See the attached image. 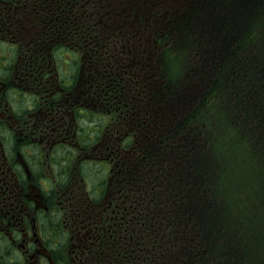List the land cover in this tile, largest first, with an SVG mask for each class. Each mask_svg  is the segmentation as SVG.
<instances>
[{
  "label": "flooded vegetation",
  "instance_id": "af4514ba",
  "mask_svg": "<svg viewBox=\"0 0 264 264\" xmlns=\"http://www.w3.org/2000/svg\"><path fill=\"white\" fill-rule=\"evenodd\" d=\"M88 1L92 21L114 12L100 20V47L73 28L83 0H0V264H142L136 177L157 126L143 120L167 97L110 62L122 49L141 62L146 48L138 30L106 23L122 17L111 0ZM129 131L140 138L130 147Z\"/></svg>",
  "mask_w": 264,
  "mask_h": 264
},
{
  "label": "trees",
  "instance_id": "16d2710c",
  "mask_svg": "<svg viewBox=\"0 0 264 264\" xmlns=\"http://www.w3.org/2000/svg\"><path fill=\"white\" fill-rule=\"evenodd\" d=\"M157 1L161 11L186 21L140 18L142 46L154 52L137 57L142 77L154 78L159 99L173 97L151 112L157 126L143 148L149 165L136 177L141 195L134 205L142 219L131 247L142 264H264V198L252 211L235 192L236 182L264 191V0H178L173 8ZM89 3L83 0L73 27L100 47V20L114 12H96L92 21ZM172 31L182 35L184 49L174 46ZM167 114L171 131L162 125ZM218 130L234 152L225 140L218 143ZM235 155L248 170L233 179ZM222 166L232 170L231 179L218 176Z\"/></svg>",
  "mask_w": 264,
  "mask_h": 264
},
{
  "label": "rangeland",
  "instance_id": "374dc122",
  "mask_svg": "<svg viewBox=\"0 0 264 264\" xmlns=\"http://www.w3.org/2000/svg\"><path fill=\"white\" fill-rule=\"evenodd\" d=\"M180 47L184 49V44H182ZM178 99L179 98H177V100ZM216 99H217V95L212 94L210 96V104L215 103ZM184 109H186V106L182 109H177V110L183 111ZM212 112L215 113V110H212ZM214 134L218 143L222 142V140H225L226 142L229 143L228 139L222 135L220 130L214 131ZM230 152H234V148L229 143V153ZM232 168H233V179L236 173H244L245 171L248 170V167L244 164L243 159L241 157H237L236 155L233 161ZM218 176L221 178L231 179L232 170L230 168H225L224 166H222V172L219 173ZM89 178L90 180H93L92 176H89ZM90 180L84 182L86 184V190L88 192L92 189V182ZM236 183H237V187L235 189V192L240 198L241 204H244L250 210L254 211L256 204H258L264 198V191H262L256 184L241 185L242 183L240 182H236ZM107 200L110 202V197L107 198ZM115 202L117 203V201Z\"/></svg>",
  "mask_w": 264,
  "mask_h": 264
}]
</instances>
